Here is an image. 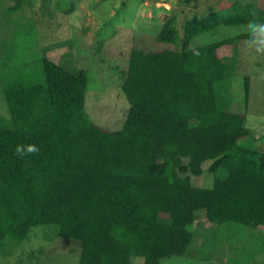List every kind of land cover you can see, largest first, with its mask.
I'll use <instances>...</instances> for the list:
<instances>
[{"label": "trees", "instance_id": "16d2710c", "mask_svg": "<svg viewBox=\"0 0 264 264\" xmlns=\"http://www.w3.org/2000/svg\"><path fill=\"white\" fill-rule=\"evenodd\" d=\"M251 20L264 23V7L235 4L180 26L171 18L155 37L165 47L132 48L122 84L129 110L118 130L89 118L86 72L67 54L43 57L37 80H25V65L7 68L0 75L10 117L0 125V256L4 243H21L37 226L80 241L78 264H160L172 233L177 253L191 243L188 226L199 209L213 224L264 227V150L239 143L248 135L244 116L228 111L222 92L248 34L190 45ZM244 97L246 105L248 78ZM29 144L39 154H14ZM206 162L213 184L194 186L190 174L200 176ZM34 259L31 252L18 263Z\"/></svg>", "mask_w": 264, "mask_h": 264}, {"label": "rangeland", "instance_id": "374dc122", "mask_svg": "<svg viewBox=\"0 0 264 264\" xmlns=\"http://www.w3.org/2000/svg\"><path fill=\"white\" fill-rule=\"evenodd\" d=\"M249 3L264 7V0H196L191 5L181 0H0V75L7 68L25 65V80H37L42 76L43 57L56 60L67 54L86 72L84 108L89 118L104 129L118 130L129 110L122 84L132 48L151 51L165 47L155 37L168 19L175 18L180 26L184 19ZM242 33L248 39L239 47L235 72L222 92L228 111L244 116L248 135L239 143L264 150V55L250 47L247 25L221 26L199 35L190 45ZM245 78L249 80L246 105ZM9 119L0 84V125L5 126ZM209 163L203 164L200 176L190 174L194 186H212ZM188 229L191 243L177 253L174 245L179 234L172 233L160 264H264V227L213 224L205 210L199 209ZM4 244L0 262L5 264L27 262L31 252L38 257L34 259L37 264H78L81 252L80 241L59 237L53 225L32 228L21 243ZM39 249H43L42 255Z\"/></svg>", "mask_w": 264, "mask_h": 264}, {"label": "clouds", "instance_id": "9594fccd", "mask_svg": "<svg viewBox=\"0 0 264 264\" xmlns=\"http://www.w3.org/2000/svg\"><path fill=\"white\" fill-rule=\"evenodd\" d=\"M247 30L250 35V47L254 49L257 55H264V23L257 20L249 21ZM193 55H199V52L193 51ZM40 149L35 144L17 145L14 154L25 157L28 155L39 154Z\"/></svg>", "mask_w": 264, "mask_h": 264}]
</instances>
